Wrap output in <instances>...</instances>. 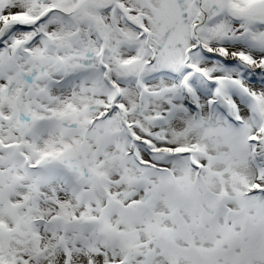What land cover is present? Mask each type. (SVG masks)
<instances>
[{
    "label": "snow or ice",
    "instance_id": "snow-or-ice-1",
    "mask_svg": "<svg viewBox=\"0 0 264 264\" xmlns=\"http://www.w3.org/2000/svg\"><path fill=\"white\" fill-rule=\"evenodd\" d=\"M0 264H264V0H0Z\"/></svg>",
    "mask_w": 264,
    "mask_h": 264
}]
</instances>
